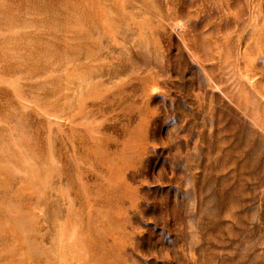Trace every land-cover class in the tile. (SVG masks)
Here are the masks:
<instances>
[{
  "label": "rangeland",
  "instance_id": "374dc122",
  "mask_svg": "<svg viewBox=\"0 0 264 264\" xmlns=\"http://www.w3.org/2000/svg\"><path fill=\"white\" fill-rule=\"evenodd\" d=\"M0 264H264V0H0Z\"/></svg>",
  "mask_w": 264,
  "mask_h": 264
}]
</instances>
